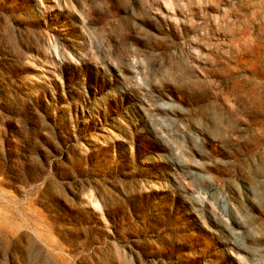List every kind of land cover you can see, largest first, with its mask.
I'll use <instances>...</instances> for the list:
<instances>
[{"label":"rangeland","instance_id":"rangeland-1","mask_svg":"<svg viewBox=\"0 0 264 264\" xmlns=\"http://www.w3.org/2000/svg\"><path fill=\"white\" fill-rule=\"evenodd\" d=\"M0 264H264V0H0Z\"/></svg>","mask_w":264,"mask_h":264}]
</instances>
